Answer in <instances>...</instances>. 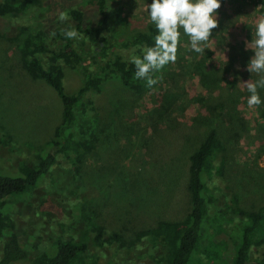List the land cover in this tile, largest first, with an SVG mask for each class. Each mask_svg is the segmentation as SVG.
<instances>
[{"label":"rangeland","instance_id":"rangeland-1","mask_svg":"<svg viewBox=\"0 0 264 264\" xmlns=\"http://www.w3.org/2000/svg\"><path fill=\"white\" fill-rule=\"evenodd\" d=\"M83 1L91 0L32 5L16 18L18 27L10 24L12 18L0 26V32L13 30L12 39L0 44V172L35 163L61 121L56 93L26 71L19 49L21 27L28 33L45 31L48 47L59 51L66 37L51 31L74 27L71 18L61 22L59 13ZM109 1L121 10L122 37H134L153 26L147 11L152 0ZM220 3L218 26L211 31L204 54L191 50L181 30L177 60L154 74L162 76L154 88L137 92L112 75L99 94L83 98L94 103L89 107L97 114L95 148L85 158L78 181L71 178L70 169L56 166L50 174L59 179L56 189L46 178L33 199L10 203V231L25 243L28 253L14 264H37L36 257L58 237L84 241V264H146L142 246L135 243L158 221L178 223L186 218L191 207L189 156L214 128L219 140L214 156L225 161L228 196L246 211L264 205V103L250 109V93L242 84L258 79L246 70L253 53L246 50L245 41L252 39L256 17L264 14V0ZM89 16L97 17L94 11ZM68 40L82 58L90 57L93 46L85 35ZM40 57L46 64L47 55ZM64 82L65 91L74 93L82 78L65 67ZM258 92L264 101V89ZM220 103L224 108L216 120L209 109ZM89 117L94 122V116ZM44 192L53 195L42 198ZM222 223L229 222L225 218ZM238 223L236 219L228 231L235 233ZM93 225L102 227V236L88 231Z\"/></svg>","mask_w":264,"mask_h":264},{"label":"trees","instance_id":"trees-1","mask_svg":"<svg viewBox=\"0 0 264 264\" xmlns=\"http://www.w3.org/2000/svg\"><path fill=\"white\" fill-rule=\"evenodd\" d=\"M53 1L59 2L0 0V26L12 18L10 24L16 25V28L19 26L16 18L30 6ZM64 1L61 0L62 3ZM93 11L96 18L89 16ZM66 12L77 32L85 35L92 43V54L86 59L81 57L67 38H63L66 43L62 49L54 51L45 41V31L28 33L25 27H21L19 33V49L26 60V71L53 89L61 101L62 113L53 139L47 142L35 163H22L14 172H0V264H14L28 256L25 243L13 230L10 231V203L16 198L33 199L46 178L50 186L55 188L59 179L51 178L50 174L56 166L62 165L64 171L70 169L73 172L71 178L78 181L85 158L95 148L93 126H97V114L94 107H89L94 103L90 100L87 104L83 98L87 94H99L103 82L112 75L131 90L139 92L147 87L146 81L135 79V67L129 58L132 55L142 56L145 47L154 45V37L157 35L154 25L147 32L134 37H122V31L119 30L123 26L121 10L109 0L83 1L78 7H71ZM51 32L57 37H63L61 30L53 29ZM12 34L13 30L0 32V44L10 41ZM43 54L47 55L46 64L40 57ZM65 67L78 71L82 78V84L74 93H67L64 89ZM223 108L224 105L220 103L217 109L213 107L209 111L218 120ZM92 115L94 122L89 117ZM87 117L88 121H85ZM218 148L219 140L214 128L189 156L190 211L183 221H158L154 228L140 236L135 247L142 246L146 264H193L194 261L211 264H264V205L251 211L235 205L236 198L228 196L229 186L224 176L225 161L217 160L214 156ZM52 195L53 192H44L41 197ZM225 218L228 224L222 223ZM83 219L87 223L90 221L85 216ZM236 219L239 220V227L235 233H230L229 227L234 225ZM89 228L88 231L95 232L97 238L102 236L101 226L93 225ZM86 248L84 241L58 237L48 251L36 257V263L84 264ZM204 257L210 261L203 260Z\"/></svg>","mask_w":264,"mask_h":264},{"label":"clouds","instance_id":"clouds-1","mask_svg":"<svg viewBox=\"0 0 264 264\" xmlns=\"http://www.w3.org/2000/svg\"><path fill=\"white\" fill-rule=\"evenodd\" d=\"M220 7V0H152L147 5V11L157 35L154 45L145 47L142 56L132 55L129 58L135 67V79L146 81L149 89L154 88L162 80V76L154 77V74L161 73L166 66L176 62L182 33L189 38L191 50L204 54L211 31L218 26L217 10ZM58 19L64 22L70 17L67 12H60ZM61 32L67 39H75L79 35L72 26ZM245 48L253 53L246 70L258 76L255 81L242 82L250 93L247 106L251 109L264 103L258 92V89H264V14L256 17L252 39L245 41Z\"/></svg>","mask_w":264,"mask_h":264}]
</instances>
